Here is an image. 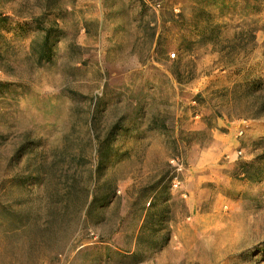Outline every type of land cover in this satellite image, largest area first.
<instances>
[{"label":"rangeland","instance_id":"374dc122","mask_svg":"<svg viewBox=\"0 0 264 264\" xmlns=\"http://www.w3.org/2000/svg\"><path fill=\"white\" fill-rule=\"evenodd\" d=\"M0 264H264V0H0Z\"/></svg>","mask_w":264,"mask_h":264},{"label":"built area","instance_id":"2783aa9c","mask_svg":"<svg viewBox=\"0 0 264 264\" xmlns=\"http://www.w3.org/2000/svg\"><path fill=\"white\" fill-rule=\"evenodd\" d=\"M175 171L178 173L181 171V165L179 163H175ZM173 187L176 188L178 186L177 178L175 177L172 181Z\"/></svg>","mask_w":264,"mask_h":264}]
</instances>
